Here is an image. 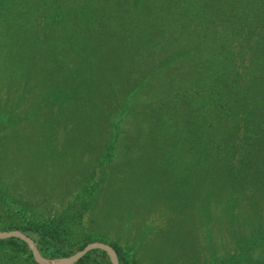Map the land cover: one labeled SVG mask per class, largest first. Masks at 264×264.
I'll use <instances>...</instances> for the list:
<instances>
[{"label": "rangeland", "instance_id": "1", "mask_svg": "<svg viewBox=\"0 0 264 264\" xmlns=\"http://www.w3.org/2000/svg\"><path fill=\"white\" fill-rule=\"evenodd\" d=\"M30 33L0 38V193L9 207L0 203V223L55 218L86 182L79 232L123 249L130 264H264V106H231L229 116L201 120L199 132L188 123L194 139L140 105L116 116L131 122L110 151L109 114L127 97L128 66L117 60L127 47L115 60L96 57L90 71L92 54L63 61L58 45L42 53ZM214 145L224 148L212 163L200 151Z\"/></svg>", "mask_w": 264, "mask_h": 264}, {"label": "trees", "instance_id": "2", "mask_svg": "<svg viewBox=\"0 0 264 264\" xmlns=\"http://www.w3.org/2000/svg\"><path fill=\"white\" fill-rule=\"evenodd\" d=\"M215 19L228 24L217 30ZM21 29L30 30V40H39L42 53L47 50L50 54L48 49L58 45L55 52L63 61L85 60L92 54L96 64L90 71L99 68L96 57L115 60L116 49L127 47L117 59L128 66L123 81L127 97L109 114V132H114L110 151L118 132L126 133L130 117L140 105L151 108L176 137L190 135L194 139L188 123L197 124L199 132L201 120L229 116L231 106H252L253 113L255 107L264 106V0H0V38ZM175 67L171 76L158 79L161 71ZM132 74L139 85L131 83ZM141 85L145 86L142 93L137 87ZM217 105L222 109H213ZM129 113L128 121L120 125L121 115ZM0 121L7 123L6 114L0 115ZM225 133L217 140L223 142ZM222 148L214 145L206 148L207 153L205 149L200 152L214 163ZM1 191L5 190L0 187ZM90 192L85 182L57 217L1 222L0 229L27 233L46 258L68 256L92 241L91 232H79L89 209ZM0 203L8 204L1 193ZM112 246L120 264L131 263L132 255ZM0 264L38 263L27 243L11 236L0 238ZM73 264L112 263L105 250L93 248Z\"/></svg>", "mask_w": 264, "mask_h": 264}, {"label": "water", "instance_id": "3", "mask_svg": "<svg viewBox=\"0 0 264 264\" xmlns=\"http://www.w3.org/2000/svg\"><path fill=\"white\" fill-rule=\"evenodd\" d=\"M11 236L19 237L27 243L28 247L31 249L34 261L38 264H73L79 260L88 250L93 248L105 250L112 264H120L117 253L113 246L103 241H89L82 248L76 250L74 253L68 256L49 259L40 253L35 241L27 233L21 231L20 229H0V238H7Z\"/></svg>", "mask_w": 264, "mask_h": 264}]
</instances>
